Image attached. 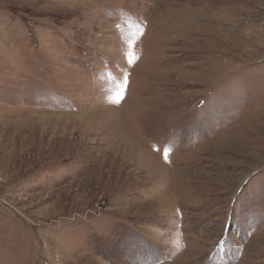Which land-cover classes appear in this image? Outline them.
<instances>
[{"label": "rangeland", "instance_id": "obj_1", "mask_svg": "<svg viewBox=\"0 0 264 264\" xmlns=\"http://www.w3.org/2000/svg\"><path fill=\"white\" fill-rule=\"evenodd\" d=\"M0 264H264V0H0Z\"/></svg>", "mask_w": 264, "mask_h": 264}, {"label": "snow or ice", "instance_id": "obj_2", "mask_svg": "<svg viewBox=\"0 0 264 264\" xmlns=\"http://www.w3.org/2000/svg\"><path fill=\"white\" fill-rule=\"evenodd\" d=\"M143 35V30L142 29H138V35L136 36V39H139L140 36ZM132 47V43L129 44V48ZM127 56H128V62L131 64L135 61V59H137L138 57H135L133 52L132 51H129L127 53ZM126 85H127V76L124 77V84L120 87V90L117 92L116 94V99L113 100L112 102L114 103H119L124 95H125V92H126ZM168 154H169V149L166 147L164 149V157L165 159H167L168 157Z\"/></svg>", "mask_w": 264, "mask_h": 264}, {"label": "bare ground", "instance_id": "obj_3", "mask_svg": "<svg viewBox=\"0 0 264 264\" xmlns=\"http://www.w3.org/2000/svg\"><path fill=\"white\" fill-rule=\"evenodd\" d=\"M161 2V1H160ZM163 2V1H162ZM164 6V5H163ZM210 7V6H209Z\"/></svg>", "mask_w": 264, "mask_h": 264}]
</instances>
